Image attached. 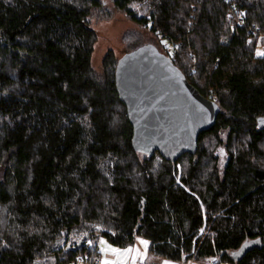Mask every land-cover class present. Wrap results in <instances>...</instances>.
Segmentation results:
<instances>
[{
	"label": "trees",
	"instance_id": "1",
	"mask_svg": "<svg viewBox=\"0 0 264 264\" xmlns=\"http://www.w3.org/2000/svg\"><path fill=\"white\" fill-rule=\"evenodd\" d=\"M111 1L217 104L216 123L175 162L134 149L118 58L91 64L100 1L0 0V264H66L86 242L138 236L149 264H264V0ZM220 133L221 170L203 143Z\"/></svg>",
	"mask_w": 264,
	"mask_h": 264
},
{
	"label": "water",
	"instance_id": "2",
	"mask_svg": "<svg viewBox=\"0 0 264 264\" xmlns=\"http://www.w3.org/2000/svg\"><path fill=\"white\" fill-rule=\"evenodd\" d=\"M115 88L132 126L134 149L157 151L175 162L194 154L198 137L211 129L219 107L190 84L168 56L151 43L120 56L114 74ZM87 236L78 241L79 247ZM259 240L252 244L258 245ZM251 243H246L244 249Z\"/></svg>",
	"mask_w": 264,
	"mask_h": 264
},
{
	"label": "rangeland",
	"instance_id": "3",
	"mask_svg": "<svg viewBox=\"0 0 264 264\" xmlns=\"http://www.w3.org/2000/svg\"><path fill=\"white\" fill-rule=\"evenodd\" d=\"M99 1L100 7L93 9L90 16L91 26L97 34L91 57V64L95 70L102 71L103 58L109 50H112L116 59L131 48L145 43L154 44L157 47L156 50L161 53L165 50L157 36L151 34L147 28L137 26L133 21H130L123 12L114 8L111 0ZM162 42L164 43V41ZM169 52H171V47ZM258 53H263L260 45L256 54L261 55ZM219 138L220 142L213 136H207L203 143L208 153H214L218 157V169L221 170L227 160V152L224 147L226 136L220 133ZM177 170L178 173L182 170L181 165L177 166ZM97 243L104 264H149L150 259L147 257L149 242L142 236L136 237L133 244L122 247L109 243L104 237H100ZM217 258V256L208 257L199 261H173L166 258L154 260H158L159 264H212ZM221 264L234 263L224 262Z\"/></svg>",
	"mask_w": 264,
	"mask_h": 264
},
{
	"label": "built area",
	"instance_id": "4",
	"mask_svg": "<svg viewBox=\"0 0 264 264\" xmlns=\"http://www.w3.org/2000/svg\"><path fill=\"white\" fill-rule=\"evenodd\" d=\"M224 1L229 2L231 0H224ZM230 15L233 14L230 13ZM239 22L242 23L243 19L239 18ZM85 247L89 251L88 254L85 253V254L77 255L73 259L66 262V264H104L102 262L101 255L99 253L100 252L99 246L95 247L89 241L86 242Z\"/></svg>",
	"mask_w": 264,
	"mask_h": 264
},
{
	"label": "snow or ice",
	"instance_id": "5",
	"mask_svg": "<svg viewBox=\"0 0 264 264\" xmlns=\"http://www.w3.org/2000/svg\"><path fill=\"white\" fill-rule=\"evenodd\" d=\"M258 54H262V55H264V53H258ZM143 243H145V244H146L147 242H143ZM126 251H127V250H126Z\"/></svg>",
	"mask_w": 264,
	"mask_h": 264
}]
</instances>
